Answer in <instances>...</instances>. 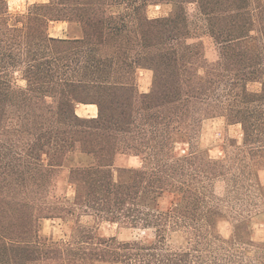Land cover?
Wrapping results in <instances>:
<instances>
[{"label": "trees", "instance_id": "obj_1", "mask_svg": "<svg viewBox=\"0 0 264 264\" xmlns=\"http://www.w3.org/2000/svg\"><path fill=\"white\" fill-rule=\"evenodd\" d=\"M164 4L168 15H149ZM190 4L217 45L216 61L191 41ZM9 7L0 0V264H264V244L248 228L258 207L252 195L263 191L264 0ZM56 22L68 23L65 37L50 34ZM145 68L153 70L149 91L139 86ZM79 104L97 105L98 114L80 115ZM214 117L242 126L244 144H232L228 160L199 145L203 121ZM179 143L188 145L184 154ZM131 156L141 165H121ZM65 170L73 200L56 191ZM167 194L178 202L164 209ZM83 215L154 238L102 236ZM55 217L73 221L70 240L41 234L42 221ZM223 218L233 226L228 238ZM178 230L187 244L170 246Z\"/></svg>", "mask_w": 264, "mask_h": 264}, {"label": "rangeland", "instance_id": "obj_2", "mask_svg": "<svg viewBox=\"0 0 264 264\" xmlns=\"http://www.w3.org/2000/svg\"><path fill=\"white\" fill-rule=\"evenodd\" d=\"M48 0H20L22 7H18L14 13L26 12L34 3L47 2ZM10 6V5H9ZM172 6L170 4L153 5L149 8V15L151 17L165 16L171 11ZM190 19L192 21L193 37L191 41L202 42L205 47V54L210 62L218 59V48L213 38L207 32L203 20L198 16V11L195 4L188 6ZM67 22H56L50 27V34L53 36H66L68 33ZM139 86L141 91H149L153 80V70L149 68L139 70ZM17 82L20 85H25V81L22 79L21 73H16ZM249 88L251 90L260 89L259 83H250ZM77 112L80 115L96 114L95 105H79ZM232 144L243 145L244 133L240 124H228L224 117L208 118L203 121L201 132L199 136V145L202 149L207 151V154L214 159L228 160L230 156H233L235 147ZM188 148L187 144H177L176 151L179 154H184ZM244 156V155H243ZM247 156V153H246ZM74 161L81 162L79 155L74 156ZM250 160L247 158V162ZM131 164L140 166L141 161L139 158H132ZM67 170L62 172L57 187V194L59 196H67V198L73 200L75 196V189L68 183ZM259 180L263 186V191H260L259 195H252L255 202L258 203L257 209L252 213L248 228L250 238L259 243L264 244V167L260 168L258 172ZM216 190L219 194L224 195L226 193V184L221 179L217 182ZM251 195V193H250ZM177 196L167 194L161 199V207L168 208L173 203H177ZM83 224H87L97 228L98 233L102 236H117L121 240L130 239H146L151 240L154 238L153 230L148 229H133L121 227L117 223L108 221H100L93 215H83L80 218ZM73 221L70 219H63L60 217L46 218L41 224V234L54 241L70 240L72 232ZM233 226L228 218H223L219 222V231L224 237H230L232 234ZM168 244L173 247H182L187 244V235L181 231H174L169 235ZM94 264H113L105 261H96Z\"/></svg>", "mask_w": 264, "mask_h": 264}, {"label": "crops", "instance_id": "obj_3", "mask_svg": "<svg viewBox=\"0 0 264 264\" xmlns=\"http://www.w3.org/2000/svg\"><path fill=\"white\" fill-rule=\"evenodd\" d=\"M60 37H65V36H60ZM79 105H95V104H79ZM95 106H96V114L95 115L94 114H91V115L88 114V115H82V116H96L98 114V107H97V105H95ZM77 110H78V108H77ZM135 157L136 156H131V157H126V158L121 159V165L127 166V167H132V166L136 167L135 165L131 164V159L135 158ZM136 158H138V157H136Z\"/></svg>", "mask_w": 264, "mask_h": 264}, {"label": "clouds", "instance_id": "obj_4", "mask_svg": "<svg viewBox=\"0 0 264 264\" xmlns=\"http://www.w3.org/2000/svg\"><path fill=\"white\" fill-rule=\"evenodd\" d=\"M9 11L15 12L18 7H22L20 0H9Z\"/></svg>", "mask_w": 264, "mask_h": 264}]
</instances>
